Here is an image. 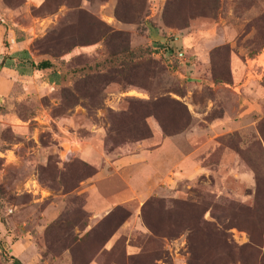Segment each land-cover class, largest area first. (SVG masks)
I'll return each instance as SVG.
<instances>
[{"label": "rangeland", "instance_id": "obj_1", "mask_svg": "<svg viewBox=\"0 0 264 264\" xmlns=\"http://www.w3.org/2000/svg\"><path fill=\"white\" fill-rule=\"evenodd\" d=\"M165 44L182 62L50 82ZM12 257L264 264V0H0V264Z\"/></svg>", "mask_w": 264, "mask_h": 264}, {"label": "trees", "instance_id": "obj_2", "mask_svg": "<svg viewBox=\"0 0 264 264\" xmlns=\"http://www.w3.org/2000/svg\"><path fill=\"white\" fill-rule=\"evenodd\" d=\"M165 45L166 46H163L156 51L151 46H137L133 48H124L117 51L107 52L90 62L84 63L77 68L67 71L71 74V77H68L67 72L62 71L61 73L58 72L57 74L56 71H54V74L52 76L56 78H51L50 82L63 83L69 78H80L108 72L125 71L131 65L143 61L160 51H166L173 54L183 52L180 48L176 49L171 45ZM30 64L37 71H44L53 67V62L48 59L40 60L37 63L30 62ZM12 259L14 264H21L17 258L12 257Z\"/></svg>", "mask_w": 264, "mask_h": 264}, {"label": "built area", "instance_id": "obj_3", "mask_svg": "<svg viewBox=\"0 0 264 264\" xmlns=\"http://www.w3.org/2000/svg\"><path fill=\"white\" fill-rule=\"evenodd\" d=\"M169 54V56H167ZM183 54V52H181V53H177V55L176 54H173V53H168V52H164V51H160V52H158V53H156V56L157 57H160V55H162V57L164 58V64L165 65H167V63L169 64V62L171 61V60H174L173 58H172V56H176V57H178V59L181 61V59H180V55H182ZM182 62V61H181ZM168 67V66H167ZM176 73H179L178 72V70L176 71Z\"/></svg>", "mask_w": 264, "mask_h": 264}]
</instances>
